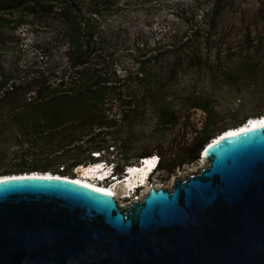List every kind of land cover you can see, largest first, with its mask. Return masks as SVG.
<instances>
[{
    "label": "trees",
    "instance_id": "16d2710c",
    "mask_svg": "<svg viewBox=\"0 0 264 264\" xmlns=\"http://www.w3.org/2000/svg\"><path fill=\"white\" fill-rule=\"evenodd\" d=\"M118 1L0 0V162L8 154L49 159L41 167H20L16 173L2 175L34 171L68 177L78 166L99 161L121 174L143 158L129 160L134 153L132 140L121 137L122 130L148 114L162 136L170 135L188 110H202V139L189 156L162 148L156 151L157 170L173 175L191 157L199 159L213 138L264 114L263 107L252 117L214 129L219 115L211 97L198 91L196 79L204 70L231 59L210 49L212 44H222L225 0H212L207 11L199 10L197 0L175 5V21L184 23V30L168 25L152 39L143 31L129 37L126 27L108 21L111 14L122 12ZM198 11L201 25L195 19ZM27 18L45 19L56 24L57 31L37 40L24 64L15 56L17 51L3 61L4 46L15 38L4 32H13ZM244 41L249 43L239 45L241 53L252 50V59L241 57L234 73L220 72V78L230 82V76L243 74L245 82L261 93L256 74L264 42L253 37ZM189 73L191 84L179 86Z\"/></svg>",
    "mask_w": 264,
    "mask_h": 264
},
{
    "label": "water",
    "instance_id": "95a60500",
    "mask_svg": "<svg viewBox=\"0 0 264 264\" xmlns=\"http://www.w3.org/2000/svg\"><path fill=\"white\" fill-rule=\"evenodd\" d=\"M233 132L123 206L46 173L0 179V264H264V126Z\"/></svg>",
    "mask_w": 264,
    "mask_h": 264
},
{
    "label": "rangeland",
    "instance_id": "374dc122",
    "mask_svg": "<svg viewBox=\"0 0 264 264\" xmlns=\"http://www.w3.org/2000/svg\"><path fill=\"white\" fill-rule=\"evenodd\" d=\"M191 1L192 0H119L118 2L122 6V12H120V14H111L108 21L116 26L120 24L126 27L129 37L134 36L139 31H143L146 36L152 39L155 36L158 37L160 31L167 30L168 25H175L178 29L184 30V23L175 21V5L180 4L182 6H187L191 4ZM197 1L200 11H207L212 3V0ZM224 3L225 12L221 18V24L224 27L221 31L223 35L222 44L221 46H218V44L214 46L212 44L213 46L211 45L210 49L216 48V51L219 52L221 57L227 55L231 57V59L223 61L221 65L213 64L211 60L209 64H213V66H211L210 69L214 71L206 69L208 73L204 70V73L196 79L198 91L208 94L211 97L213 107L219 115V120L214 129L227 128L234 121L254 116L264 107V53L261 58H259L260 64H258V72L256 74L258 87L259 89L261 87L263 91L261 93H258L257 88H254L250 82H245L246 76L243 74H239L237 77L230 76V82L221 79L219 74L220 72H225L228 75H232L235 68L240 63L239 59H241V57H248L249 60L252 59V50L249 52L243 51L241 53V49L239 48L240 44L242 47H247V43L249 42L245 43V38H248V41H250L251 37H253L262 39L264 42V0H225ZM79 8L81 9L78 10V12L81 15L83 13V7L80 6ZM200 11L195 13L197 22H200L202 18ZM201 24H203L202 21L200 25ZM12 29L13 32H4L8 36H15V38L13 42L6 44V46H4L3 43L7 54L2 55L1 59L6 61L11 56L9 53L17 51L15 56L24 64L31 58L32 45L47 33L54 35V32L57 31V26L45 19L30 21V19L27 18L26 22L15 25ZM51 44L56 45L54 42ZM64 48L65 47H62V49ZM212 54L214 53H211V55ZM191 75L192 74L189 73L183 77L179 86L183 87L185 85H190L192 80ZM183 115L185 120L182 119L176 131L170 135L166 134L162 136L160 134L161 131L156 127L155 121L148 114L135 123L130 129L122 130L121 137H127V139L132 140L134 153L130 156L129 160H133L134 157L144 158L145 156L156 155V151L161 148L171 151L172 154L176 153L180 156H189L195 149L199 140L202 139L201 129L203 121L201 125H199L202 118L200 119V117L197 116V112L193 111V109L188 110ZM185 125L188 126L187 129H185ZM169 153L165 154L164 157H167ZM190 159L192 160L189 162L191 164L187 168H184V173L180 168V175L194 174L204 167V164L201 165L198 159L195 160L193 157ZM48 161L49 159L47 158H31L28 154L24 157H16L13 154H8L3 158L2 162H0V175L4 172L16 173L20 167H24L25 169L41 167ZM82 171V169L75 168L68 177L82 176ZM124 173L125 168L121 174L116 173V175L113 174L112 176L118 178L125 176ZM173 175H168L163 170H157L151 174L147 184L155 188H170L172 180L175 177ZM113 183L114 182L109 183L107 187L106 184L100 185L109 188ZM136 185H138V188L144 184L141 180H138ZM117 198L123 205L130 201L129 198H123L122 195L120 197L117 196Z\"/></svg>",
    "mask_w": 264,
    "mask_h": 264
},
{
    "label": "bare ground",
    "instance_id": "6f19581e",
    "mask_svg": "<svg viewBox=\"0 0 264 264\" xmlns=\"http://www.w3.org/2000/svg\"><path fill=\"white\" fill-rule=\"evenodd\" d=\"M263 126H264V119L261 120V121H259V122H254L251 125V128L249 127V129L259 128V127H263ZM245 129H248V126H247V128L245 127ZM234 130L235 129H230L228 131H234ZM241 131H243V130H241ZM226 132L223 133L224 134L223 137L228 136V135H232L233 133H237V132H229L228 134H225ZM204 164H205V162H204ZM152 165H153V163L151 161H145V164H142L141 166H139V165L138 166H135L134 167L135 169H132L130 172H128L125 175V177L128 178V180L138 179L139 177H143V176L149 174L148 172H150V169H151ZM80 167L81 166H79L77 168L78 169H82L83 171L81 172L82 173V176H79V177L77 176V177H71L70 178V177H62V176H58V175H52V174H49V173H46V174H48V176H56L58 178H65V179H69V180H74L75 183H79V184H82V185H85V186H90V187H92L94 189H97L98 191L103 192V193H109L115 199V201L117 202L118 206H122V204L120 203V201L116 197L118 195L117 194V191H118V188L117 187L114 186V189L113 188H106V187H101L100 185H95L96 183H90L89 181H87L85 179L87 176H89L90 171L87 170V169H84L85 167H82V168H80ZM132 167L133 166H129L128 168H132ZM29 174H31V173H22V174H18V175L19 176H22V175H25L26 176V175H29ZM37 175H40V173H37ZM41 175L43 176L44 173H42ZM15 176H17V174L1 175L0 176V179H4V178H8V177L10 178V177H15ZM148 189L149 188H147V189H145L143 191L142 196L145 195L148 192ZM138 199H140V198H138Z\"/></svg>",
    "mask_w": 264,
    "mask_h": 264
},
{
    "label": "built area",
    "instance_id": "2783aa9c",
    "mask_svg": "<svg viewBox=\"0 0 264 264\" xmlns=\"http://www.w3.org/2000/svg\"><path fill=\"white\" fill-rule=\"evenodd\" d=\"M193 111L197 112V116L200 117V119L202 118L201 122L199 123V125H201V123H202V121L204 119L205 113L202 110H199V109H193ZM145 161H151L153 163V165H152V167L150 169V172H148L149 174H152L155 171H157L158 164H159V157L157 155H150V156H146L144 158L139 159L138 160V164L137 165H133L132 168L125 167V173L127 174L132 169H135L134 168L135 166H138V165L141 166L142 164H145ZM198 161L201 163V165L204 164V159H203L202 155L200 156ZM190 164L191 163H186V164H184L183 166L180 167L183 173H184V168H187ZM180 168L176 169L175 174L173 175V176H175L174 178H176L178 176H182L179 173ZM113 182L114 183L109 188H113L114 189V186L117 187L118 188V191H117L118 195L117 196L120 197L122 195L123 198H129L130 201H132L134 199L141 198L142 197V193H143V191L145 189L153 187L150 184L149 185L148 184H144L143 186H140V187L137 188L138 185L132 184V180H128V178H126V177H124L123 179L115 177V180ZM172 182H173V180H172ZM122 206H123V204H122Z\"/></svg>",
    "mask_w": 264,
    "mask_h": 264
},
{
    "label": "clouds",
    "instance_id": "9594fccd",
    "mask_svg": "<svg viewBox=\"0 0 264 264\" xmlns=\"http://www.w3.org/2000/svg\"><path fill=\"white\" fill-rule=\"evenodd\" d=\"M264 115V114H263ZM257 118H259V117H256V118H251V119H248L249 121L247 122V123H249V122H258V120H257ZM244 125V124H243ZM245 126V125H244ZM241 127V126H240ZM237 129V128H236ZM202 153V152H201ZM97 156H98V154H97ZM200 156H201V154H200ZM96 158V157H95ZM99 158V157H98ZM100 162V163H99ZM99 162H97V163H99L96 167H98L99 169H101V173L98 175V178L100 179V178H102V177H106V176H110L111 174L113 175V174H115L116 175V173H115V171H114V168L112 167V165L111 164H108V163H105V162H101V161H99ZM94 164H96V163H94ZM93 165V164H92ZM92 165H88V166H92ZM88 166H86V167H88ZM81 167H84V166H81ZM87 170H89V171H91L92 170V168H89V169H87ZM145 176H148V177H150L151 176V174L149 175H145ZM143 177H139V179L141 180ZM139 179H133L132 180V184H137L138 183V180ZM141 182H144V184H147L148 183V179H147V181H143V180H141Z\"/></svg>",
    "mask_w": 264,
    "mask_h": 264
}]
</instances>
